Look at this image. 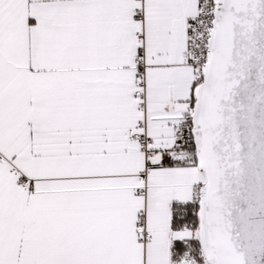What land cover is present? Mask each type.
<instances>
[{"label": "snow or ice", "instance_id": "obj_1", "mask_svg": "<svg viewBox=\"0 0 264 264\" xmlns=\"http://www.w3.org/2000/svg\"><path fill=\"white\" fill-rule=\"evenodd\" d=\"M0 264H264V0H0Z\"/></svg>", "mask_w": 264, "mask_h": 264}]
</instances>
